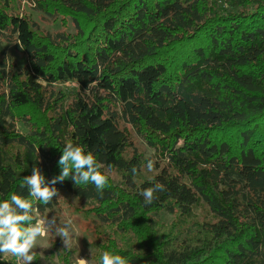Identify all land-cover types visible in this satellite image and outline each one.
<instances>
[{
	"label": "trees",
	"instance_id": "16d2710c",
	"mask_svg": "<svg viewBox=\"0 0 264 264\" xmlns=\"http://www.w3.org/2000/svg\"><path fill=\"white\" fill-rule=\"evenodd\" d=\"M22 3L72 32L43 33ZM223 6L0 0V199L27 196L20 182L34 166L46 180L58 176L66 143H82L122 178L102 194L71 178L55 185L92 203L118 237L102 241L98 263L110 251L130 264H264V0ZM4 44L25 58L23 69L9 65ZM66 83L69 104L53 88ZM121 125L154 151V176L136 181L142 160L126 158ZM154 180L166 190L146 205L140 192ZM199 202L212 220L182 231ZM56 204L37 201L34 219Z\"/></svg>",
	"mask_w": 264,
	"mask_h": 264
},
{
	"label": "clouds",
	"instance_id": "9594fccd",
	"mask_svg": "<svg viewBox=\"0 0 264 264\" xmlns=\"http://www.w3.org/2000/svg\"><path fill=\"white\" fill-rule=\"evenodd\" d=\"M60 174L50 181L46 180L41 170L34 166L31 174L24 176L20 182L21 188L28 190L27 196L11 193L7 199H0V254H10L17 258V264H34L38 254L36 249L40 238L48 233L58 236L64 247H68L74 232V221L71 218L58 223L55 216L50 220L42 217L34 219L38 212L36 202L50 204L54 197L62 198L55 185L71 178L76 185L94 184L97 192L109 182L111 165H105L97 156L82 143L67 142L58 160ZM155 160L148 159L146 168L154 170ZM136 174L135 166L131 169ZM165 185L153 181L152 186L143 189L140 196L146 205L152 204L158 197V192L165 191ZM78 264H92L90 259L78 258ZM99 264H130L125 256L114 252L104 251Z\"/></svg>",
	"mask_w": 264,
	"mask_h": 264
},
{
	"label": "rangeland",
	"instance_id": "374dc122",
	"mask_svg": "<svg viewBox=\"0 0 264 264\" xmlns=\"http://www.w3.org/2000/svg\"><path fill=\"white\" fill-rule=\"evenodd\" d=\"M223 8L224 5H228V2L232 0H217ZM20 13L26 15L34 25H37L38 30L43 33H71L72 28L68 25L66 28L53 25L50 21L46 20L41 14L33 10L31 4L22 3L20 5ZM4 49L7 57V61L11 67H16L18 69H23L25 67V58L19 54L13 44H4ZM72 84H57L53 88L55 90H61L65 94L67 103L69 104L71 99L68 96V92L73 88ZM23 114V113H20ZM32 123L44 122V118L38 114H32L30 120ZM15 129L18 132L27 133L21 124L18 123V119L15 120ZM123 131L126 132L130 146L126 149V158L131 157L133 154L140 156L142 160L141 170L136 179L137 182L145 180L154 176L157 172L154 168L153 171H147L146 165L148 159H154L155 164L156 158L154 157V151L149 149L148 146L136 136V134L130 129L128 125H121ZM12 152L18 149H11ZM111 182L119 186L122 182L121 175L116 171H111L110 178ZM62 198H56L57 204L50 211L42 216H36L35 220H39L42 217H47L49 220L55 216L58 223H62L64 220L71 218L74 221V232L72 239L68 247H64L61 239L54 233H48L43 235L37 246V253H43V255L38 254L34 261V264H78V258L90 259L92 264H99L97 258L101 254L100 244L107 238L116 239L119 242L117 236H113L112 232L102 228L99 220L94 215L92 208L94 205L90 202L84 200H79L74 198L71 194L66 191H59ZM159 220L163 223H171L174 221V217L159 213ZM211 221L212 215L210 214L208 208L202 202H199L196 207H194L192 214L189 218L184 221L182 231L186 232L195 223L201 221ZM0 264H17V258L11 256L10 254H0Z\"/></svg>",
	"mask_w": 264,
	"mask_h": 264
}]
</instances>
